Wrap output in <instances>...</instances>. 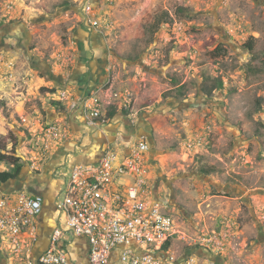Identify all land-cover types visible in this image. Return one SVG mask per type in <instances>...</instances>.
<instances>
[{
	"label": "rangeland",
	"instance_id": "1",
	"mask_svg": "<svg viewBox=\"0 0 264 264\" xmlns=\"http://www.w3.org/2000/svg\"><path fill=\"white\" fill-rule=\"evenodd\" d=\"M85 1L0 0V169L22 165L0 193L28 172L46 173L54 148L72 135L63 113L77 89L70 74ZM92 3L116 26L106 36V86L120 92L121 80L139 74L128 86L146 92L106 109L146 133L150 191L178 231L171 252L191 250L196 264H264V0ZM214 78L224 86L208 96L203 87ZM50 125L62 130L58 139ZM64 193L61 185L58 197ZM214 232L226 234L221 249L196 242Z\"/></svg>",
	"mask_w": 264,
	"mask_h": 264
},
{
	"label": "built area",
	"instance_id": "2",
	"mask_svg": "<svg viewBox=\"0 0 264 264\" xmlns=\"http://www.w3.org/2000/svg\"><path fill=\"white\" fill-rule=\"evenodd\" d=\"M81 24L105 36L116 28L115 21L102 15L90 0L82 6ZM68 103L72 109L83 108L90 128L112 122L97 95ZM47 130L53 139L62 134L57 125ZM138 137V143H130L127 150L109 143L98 160L73 163L63 184L65 193L55 200L65 222L53 228L48 247L37 256L31 254L30 245L39 239L37 217L43 211L44 197L25 189L2 192L0 234L9 251L23 256L25 264H79L66 248L70 235H76L86 236L90 244L85 264H110L113 254L120 264H196L192 255L178 257L171 252L178 233L175 219L167 204L150 191V145L144 135ZM225 237L214 232L196 242L205 249L219 250Z\"/></svg>",
	"mask_w": 264,
	"mask_h": 264
},
{
	"label": "crops",
	"instance_id": "3",
	"mask_svg": "<svg viewBox=\"0 0 264 264\" xmlns=\"http://www.w3.org/2000/svg\"><path fill=\"white\" fill-rule=\"evenodd\" d=\"M91 1L99 2V0ZM106 38L105 35L83 24L79 25L76 30L74 39L78 44L77 66L70 77L71 81L77 84V89L74 91L70 87V91L67 90L70 93V99L77 100L80 96L91 97L97 95L106 106L115 104L118 98L121 99L122 96H124L125 101H130L132 98L137 100L140 96L145 95L146 92L142 88L137 93L136 91L133 93L128 86L131 87L136 84L139 74H136L135 77L129 75L127 77L128 81H126L127 79L121 80L122 91L120 92L106 86L107 84L104 81L109 69L108 59L111 57L109 43ZM1 44L0 41V47ZM135 58L136 56H129L125 61L132 62ZM141 79L146 78L142 77ZM58 80L61 81V79ZM114 93L118 95L115 96ZM126 105L130 106V104ZM63 116L65 117H63V120L67 119L65 122L68 123L72 135L66 138L62 145L54 148L48 171L44 174L28 172L24 181L23 179L22 181L21 179L18 180L17 189L9 188L5 190L25 189L44 197L43 211L37 217L39 239L36 243L30 245V252L33 256H37L48 247L53 228L63 225L65 222V215L56 209L55 200L59 194V188L64 184L67 172H69L73 163L98 160L109 143H114L116 146L124 147L127 150L134 135L146 134L145 132L142 133L143 129H137L130 124L129 120L122 114H117L111 123L99 128L87 126L85 113L80 106L74 109L69 106L67 113H63ZM64 167H67L65 172L62 171ZM4 242V238L0 234V264H25L23 256L15 257L17 254L9 251L8 245L6 246ZM89 247L90 244L86 236L70 235L69 240L66 242V248L69 250L71 257L79 264L87 263ZM190 253H192L191 250L187 254ZM187 254L181 257H187ZM110 264H120L116 254H113Z\"/></svg>",
	"mask_w": 264,
	"mask_h": 264
},
{
	"label": "trees",
	"instance_id": "4",
	"mask_svg": "<svg viewBox=\"0 0 264 264\" xmlns=\"http://www.w3.org/2000/svg\"><path fill=\"white\" fill-rule=\"evenodd\" d=\"M180 9H184V8H180ZM247 48L252 50L253 48V43L249 42L247 44ZM221 50V46H219L218 48H216V51H220ZM174 79V78H173ZM224 86V81L221 78H214V82L211 85H205L203 87V92L208 95L211 96L213 91L216 89H221ZM52 91H55L54 89H52ZM116 110L115 109H111L108 111V116L110 118L114 117ZM6 159V156L4 154H2L0 152V161H4ZM18 160V159H16ZM10 161V160H9ZM10 163L13 165V169L11 170H2L0 169V184H5L13 179H15L17 177V175L19 174L22 165L19 164L17 161H10ZM206 173H209V171H205ZM171 243L168 242L167 245Z\"/></svg>",
	"mask_w": 264,
	"mask_h": 264
}]
</instances>
